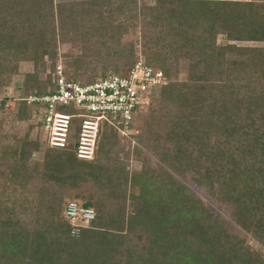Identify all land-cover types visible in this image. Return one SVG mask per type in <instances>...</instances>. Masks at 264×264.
<instances>
[{
  "label": "trees",
  "instance_id": "trees-1",
  "mask_svg": "<svg viewBox=\"0 0 264 264\" xmlns=\"http://www.w3.org/2000/svg\"><path fill=\"white\" fill-rule=\"evenodd\" d=\"M130 20L135 30H145L149 51L141 56L168 80L138 111L134 127L143 122L151 129L165 121L175 146L161 157L168 168L129 177L113 155L118 133L107 128L96 158L88 162L77 159L73 145L52 149L27 134L0 156V182L9 197L0 199V264H264L262 255L227 232L183 182L202 169L198 185L219 177L220 192L233 202L235 223L264 241V48L217 44L219 35L228 42H264V0H0V96L22 62H32L35 70L26 75L21 98L51 93L46 71L56 68L61 43L85 48L65 64L66 77L95 81L79 73L90 62L86 44L91 39L119 44L116 37L129 31ZM135 47L107 53L106 59H115L112 72L127 76L140 59ZM184 59L196 71L184 82L174 81L172 72ZM103 69L100 77L110 72L106 64ZM6 102L0 101L1 112ZM18 104L19 121L35 118L27 101ZM220 131L229 136L240 131L247 141L224 155L214 150ZM158 132L156 139L164 138ZM43 145L42 160H32ZM195 148L208 156V165L194 157ZM99 182L108 185L113 204L104 197L98 203L87 193ZM18 191L38 192L47 204L32 227L17 214ZM71 201L96 213L77 236L64 217Z\"/></svg>",
  "mask_w": 264,
  "mask_h": 264
},
{
  "label": "rangeland",
  "instance_id": "rangeland-1",
  "mask_svg": "<svg viewBox=\"0 0 264 264\" xmlns=\"http://www.w3.org/2000/svg\"><path fill=\"white\" fill-rule=\"evenodd\" d=\"M73 1L85 0H56V2L58 3ZM120 20H122V18ZM132 23V20L127 22L129 27L128 32L123 33V30H121V38L116 37V40L121 39L119 44L115 41L111 42V40L108 39L103 40L100 44L96 40L91 39L89 44H86V47H89L88 56L90 57V62L89 64H83L81 71L79 72L83 79L86 80L92 77H100L104 71L103 64L107 65L109 71H113V63H111V61H115V59L112 56H110L109 59H106L108 52L118 51L119 49L128 50V46L132 43H136L135 50L138 54H140L141 51H149L148 47L144 46L145 39H143V34L145 30H141V28L135 30ZM226 43L235 44L240 47L260 49L264 48V42H228L226 36L219 35L217 44L222 45ZM58 53L57 63L60 62L65 67V64L67 65L70 64V62L72 63V60L76 57H81L82 54L85 53V48L81 44L74 47V45L70 43H61L59 44ZM189 61L190 60L188 59L181 60V64L176 68L178 72L176 73V71L173 70L172 77L174 81L184 82L188 80L190 75L195 73L196 70L194 66H192L193 63ZM50 69H52L51 66H47L46 76L48 75V71ZM34 70L35 66L32 62H22L19 67V72L15 74L8 82L9 84L4 88L2 96H0V101L4 98H6L7 100L6 111H0V156L8 148L17 147L20 144V141L27 134H29L31 140L34 141L40 138L41 142L45 143L43 140L44 132L42 125L39 129L35 120L38 118V116H40V112L37 106H32L34 108L35 114L34 119L19 121L16 117L19 106V99L22 97L20 88L25 81L26 75L29 73H33ZM46 76L42 75V78L45 79ZM239 92L238 96L240 99H242L243 94H239ZM152 107L157 108V103L154 102L152 104ZM61 112L66 111L62 110ZM163 122L165 123L164 120ZM164 123H162L161 127L152 125L151 129H149V127L144 125L143 122H139L136 128L137 133L132 136L131 139H123L118 135L119 142H116V145L113 149V155L119 158L120 163H123L125 172L129 173V177H132L133 174H141L146 170H151V173L155 175L156 172H159L160 168H163L162 166H164V169L168 166V164L162 162L161 157L166 151L174 150L175 146L173 139L168 136L169 133L167 132H169V128ZM155 129H157V131H161L158 132V134L163 135L164 138L156 139L157 135L155 133ZM246 141L247 140L242 136L240 131H238L237 133L235 132L232 136H229L225 132L220 131V145L214 150L220 151V153H223L224 155L227 153L230 154V152L234 151L238 145ZM73 142L75 143V141ZM206 149H211V147ZM44 150L45 145L42 146L39 152H35L32 155V160L41 161ZM199 151L201 152V150ZM194 153V157L201 159V165H203L204 163L208 165L210 163L208 161L209 159H207L208 156H199L198 150L196 148ZM203 153H205V151ZM256 155L257 157L260 156L261 151H258ZM205 170L206 169H202L201 172L197 175L189 172L185 176V178H183V182L187 185V188L192 193L201 198L204 206L210 211L211 216H213V218L217 220L219 219L224 223L223 226L226 228L227 232L231 233L234 236H239L240 238L245 239L247 244L252 249L259 252L264 258V241L254 237L253 234L244 231L235 223L232 216V212L234 211L233 202L227 199V197L224 196V193L220 192V178L216 176V179L214 181H205L204 183L198 185L195 177H201L205 173ZM91 182H94V180ZM99 184L100 182L98 184L91 183L90 187H87V193L91 194L94 200L98 203L104 197L106 203L113 204V196L111 195V190L108 189V185L105 183L104 186L101 187L99 186ZM3 187L4 182L2 181L0 182V199L6 200L9 197H7L8 194L3 191ZM133 191L136 194L138 192L137 189L131 188L130 192ZM13 195V198L18 197L19 199H22L18 203L17 214L21 219H24L28 227L34 226L38 217L46 214L47 204L42 198H40L38 192L18 191ZM106 197L108 198L109 202H107ZM70 199L74 198L70 197ZM127 204L129 210L131 202H128Z\"/></svg>",
  "mask_w": 264,
  "mask_h": 264
},
{
  "label": "built area",
  "instance_id": "built-area-1",
  "mask_svg": "<svg viewBox=\"0 0 264 264\" xmlns=\"http://www.w3.org/2000/svg\"><path fill=\"white\" fill-rule=\"evenodd\" d=\"M139 57L127 76L110 71L90 83L69 80L60 62L50 69L51 93L19 99L38 107L40 116L36 123L42 125L44 142L52 149H68L73 145L77 159L88 162L96 158L105 127L123 139H131L137 133L134 122L138 111L152 103L155 90L168 84L162 70L148 65L141 53ZM64 217L71 224L72 235L77 236L96 220V213L71 201L66 205Z\"/></svg>",
  "mask_w": 264,
  "mask_h": 264
}]
</instances>
